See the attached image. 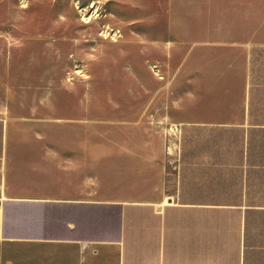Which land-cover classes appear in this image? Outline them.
Returning a JSON list of instances; mask_svg holds the SVG:
<instances>
[{
    "label": "crops",
    "instance_id": "crops-1",
    "mask_svg": "<svg viewBox=\"0 0 264 264\" xmlns=\"http://www.w3.org/2000/svg\"><path fill=\"white\" fill-rule=\"evenodd\" d=\"M192 4L170 152L0 105V264H264V0Z\"/></svg>",
    "mask_w": 264,
    "mask_h": 264
},
{
    "label": "rangeland",
    "instance_id": "rangeland-1",
    "mask_svg": "<svg viewBox=\"0 0 264 264\" xmlns=\"http://www.w3.org/2000/svg\"><path fill=\"white\" fill-rule=\"evenodd\" d=\"M192 0H0V105L87 128L90 152L175 142L169 100L192 65ZM164 115V116H163Z\"/></svg>",
    "mask_w": 264,
    "mask_h": 264
}]
</instances>
